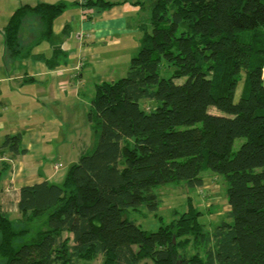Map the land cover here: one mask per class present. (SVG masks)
<instances>
[{"label":"trees","instance_id":"1","mask_svg":"<svg viewBox=\"0 0 264 264\" xmlns=\"http://www.w3.org/2000/svg\"><path fill=\"white\" fill-rule=\"evenodd\" d=\"M118 3L85 5L100 11ZM130 3L139 7V50L124 76L94 85L87 113L94 144L61 183L20 187L22 226L0 203V264H264V0ZM63 8L17 7L3 28L6 59L34 55L57 67L59 47L48 57L31 54L20 37L34 18L48 38ZM140 100L159 103L147 110ZM237 137L244 141L234 150ZM21 139L6 134L0 153L16 158ZM8 167L1 162L0 176ZM206 171L223 176L229 203L211 231L190 203L152 232L127 217L156 214V187H199Z\"/></svg>","mask_w":264,"mask_h":264},{"label":"crops","instance_id":"2","mask_svg":"<svg viewBox=\"0 0 264 264\" xmlns=\"http://www.w3.org/2000/svg\"><path fill=\"white\" fill-rule=\"evenodd\" d=\"M86 1L0 0V145L6 134H20L24 149L14 159L0 153V164H9L0 176V203L5 212L17 209L20 187L53 182L64 169L62 160L71 166L81 149L92 148L95 135L87 113L94 85L115 79L112 51L104 49L131 39L135 46L139 42L138 6L127 1L99 11L97 6H86ZM38 2L64 4L52 24V35L42 38L40 23L33 18L26 21L20 40L24 47L32 45L31 54L47 57L59 47L62 52L57 69L34 55L6 59L3 28L10 15L23 4ZM86 33L87 38L82 36ZM78 62L83 67L73 75L71 68ZM196 188L211 194L216 183L211 175H205L203 184Z\"/></svg>","mask_w":264,"mask_h":264},{"label":"rangeland","instance_id":"3","mask_svg":"<svg viewBox=\"0 0 264 264\" xmlns=\"http://www.w3.org/2000/svg\"><path fill=\"white\" fill-rule=\"evenodd\" d=\"M127 1L130 2L132 0H120L117 2L124 3ZM82 36L87 38L88 33L84 35L82 34ZM138 50L139 42L137 43V46H135L133 39L130 41L127 40L120 45L113 46L112 48L107 47L104 49L106 52L112 51L111 60H113L115 65V71L113 73L115 79L125 75L130 58L136 54ZM82 67L83 64L81 62L72 66L71 69L72 72H74L73 75L78 74ZM161 75L168 77L171 73L163 68L161 70ZM183 79V77L175 78V81L181 82ZM139 103L142 108L148 110L150 108H155L159 102L157 100H140ZM208 111L215 114H223L215 107H209ZM57 131L58 133L61 132L59 128ZM243 141V137H237L234 141L233 149H237ZM62 162L64 163V169L62 168V170L53 178L52 181L54 183H61L68 168L70 167V164H67L63 160ZM204 175H211V177L215 180V192L211 193V190L209 192L211 194H206L205 192L207 191L200 189V192H198L196 187H187L184 183L169 182L155 188L156 193L161 199L156 214L148 213L146 210L130 211L127 213V217L134 220L141 227V229H144L147 232H152L157 230L159 226L170 222L183 211H186L189 208L188 203H190L200 212L197 216V221L201 225L203 231H211L216 224L226 218L225 213L229 209V203L226 195L227 183L220 174L206 171L204 172ZM7 214L10 218L15 219L18 226L23 225V222L20 220V213L16 208L7 210ZM226 220L231 221L230 219Z\"/></svg>","mask_w":264,"mask_h":264},{"label":"built area","instance_id":"4","mask_svg":"<svg viewBox=\"0 0 264 264\" xmlns=\"http://www.w3.org/2000/svg\"><path fill=\"white\" fill-rule=\"evenodd\" d=\"M60 164H56V167H59Z\"/></svg>","mask_w":264,"mask_h":264}]
</instances>
